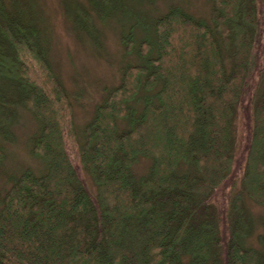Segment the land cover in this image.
I'll return each instance as SVG.
<instances>
[{"label":"trees","instance_id":"1","mask_svg":"<svg viewBox=\"0 0 264 264\" xmlns=\"http://www.w3.org/2000/svg\"><path fill=\"white\" fill-rule=\"evenodd\" d=\"M122 1L89 3L104 18L103 4ZM211 2L209 23L178 7L155 19V41L136 51L145 62L124 69L80 142V95L56 74L43 29L0 0V163L21 105L41 123L32 153L48 165L2 199L0 264H264L244 243L239 191L264 203V0ZM74 17L88 30L84 6ZM123 42L135 51L133 28ZM141 157L152 164L138 177Z\"/></svg>","mask_w":264,"mask_h":264},{"label":"rangeland","instance_id":"2","mask_svg":"<svg viewBox=\"0 0 264 264\" xmlns=\"http://www.w3.org/2000/svg\"><path fill=\"white\" fill-rule=\"evenodd\" d=\"M18 2L27 10L34 21L43 29L48 39L49 55L56 74L72 97L73 121L80 142L85 139L84 130L92 120L95 109L109 89L121 82L124 69L132 64L145 62L136 51L144 39L155 41L154 21L174 7L181 8L199 20L210 22L211 0H123L116 9L105 4L106 13L100 18L89 0H7ZM92 14L88 30L77 27L75 17L78 7ZM134 29L135 51L128 53L123 37ZM156 50L152 52V55ZM16 117L12 123L14 139L5 144V157L0 163V209L6 191L14 181L30 169L36 175L48 171V165L33 155L34 139L41 129V123L21 105H16ZM241 129L240 108L235 120V136ZM152 160L141 157L133 164V173L145 175ZM82 178L95 192L96 187L87 172L81 170ZM245 207L251 221V232L244 239L246 246L264 251V203L250 199L239 185Z\"/></svg>","mask_w":264,"mask_h":264}]
</instances>
